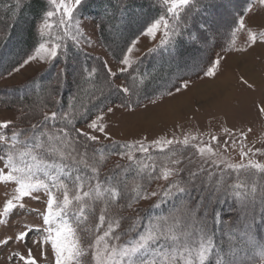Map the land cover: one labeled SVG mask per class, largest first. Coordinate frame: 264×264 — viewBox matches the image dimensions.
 Masks as SVG:
<instances>
[{
    "label": "snow or ice",
    "instance_id": "6c2138e0",
    "mask_svg": "<svg viewBox=\"0 0 264 264\" xmlns=\"http://www.w3.org/2000/svg\"><path fill=\"white\" fill-rule=\"evenodd\" d=\"M49 2L55 10L47 11L45 19L39 26L41 42L34 52L14 69L16 72L35 60L55 64L63 55L66 62L69 47L61 43L64 39L70 40L72 46L76 48H80L82 43L91 44L90 40L82 39L80 21L72 23L74 13L86 3V0ZM255 2L264 8V0ZM162 4L165 6V13L146 23L140 30V35L153 41L157 39V33H162L158 43L148 50L150 53L165 50L169 56L178 58L180 53L176 38L183 37L185 30L191 27L189 21L193 15L203 17L198 25L200 36L209 31L214 24L232 20L235 25L231 32L232 43L225 51L247 50L235 47L236 35L239 32H246L248 48L257 43L264 44V30L249 27L244 16H240L238 20L233 18L236 10L235 0H162ZM252 11L251 5L245 9L246 13ZM57 12L60 13L59 25L64 28L63 36L57 34L53 39H45L52 36L53 25L49 20ZM73 27L76 28L75 33L72 31ZM188 38L191 42H197L199 39L195 33H188ZM138 43L139 37L132 40L123 51L118 62L122 65L119 68L121 74L131 69L136 62L133 53ZM222 59L223 56L215 59L205 75L216 76L221 68ZM104 68L109 78L116 77V72L106 62ZM96 71L92 68L88 75L92 76ZM66 74L67 69L61 65L57 76L62 78L66 77ZM242 82L248 88L253 87L243 78ZM187 86L185 82L183 87ZM109 87L113 85L109 83ZM118 90L124 95L130 93L127 86H120ZM118 107L129 108L130 104L121 103ZM112 111L113 108L108 107L107 112ZM258 111L264 115V106ZM104 116L103 111L99 112L86 127L92 132L105 133L104 125L100 123ZM57 119L67 121V124L71 125L75 117L70 112L51 111L50 114L45 112L42 123L32 124L33 134H26L23 139L19 138L21 133L15 129L10 136L0 132V160L4 161L3 168H0V184L15 186L13 194L6 199L0 209V227H11L14 215L21 217L25 214L26 197L39 200L40 196L34 194L44 193L47 196L46 207L39 212L42 224H22L20 230L0 237V247L7 248L13 243L27 246L28 239H32V243L39 244L41 249L45 245H50L55 256V264H85L84 258L89 256L91 264H209L213 258L215 264H237L236 253L232 251L235 246L229 243L228 249L225 250L223 244H217L214 239L215 231H209L208 219L211 218L214 225L222 223L223 216L218 206L226 203L231 197L245 218L243 229L245 236L249 235L254 227L264 228V183L258 184L255 179L249 182L241 178L260 174L264 179V163L252 158L257 154L264 155V149L248 147L244 142L246 133L243 130L237 137L230 129H223L229 137L223 141L225 152L229 144L235 150L239 143L241 162L235 163L226 160L223 153L212 146L213 143L219 144L220 140L211 133L208 142L199 140L196 135L189 133L183 135L182 139L173 135L172 138L161 137L147 145L143 140L125 144L123 147L127 151L120 155L122 157L126 155L130 162L137 165L139 177L131 182L130 192L134 195H129L128 199L138 202L162 197L165 200H178V203L171 212L156 217L142 233L132 238L131 233L140 219L138 214L130 221V227L124 233V236L129 238L123 239L122 235L116 232L123 219L119 215L122 206L118 201L129 192L128 182L119 175H110L102 184L98 176L100 164L105 160L103 151L100 152L97 161L95 152L90 154L87 151V143L82 145L83 151L81 150L79 139L83 137L84 141L98 142L99 137L79 128L74 129L75 136H72L67 127L48 130V122ZM11 124V121L0 122V129H8ZM41 128L43 130L37 132ZM251 131L249 128L248 132ZM105 138L110 139L107 136ZM194 141L198 142L193 143ZM152 148L166 153L163 163L158 165L156 158L149 154ZM188 148L195 149V152L188 155L184 151ZM136 152L149 155L146 160H139L134 155ZM197 155L198 160L194 158ZM245 159L246 162H243ZM206 164H211L221 175L217 178L215 172L205 167ZM82 168L90 170L93 175L89 176L82 172ZM182 173H186V178L181 176ZM233 173L236 177L231 180ZM141 180L145 182L142 183ZM153 180L165 182L160 186V191H148V183ZM193 193H196L194 197ZM257 203L261 209L258 220L255 214ZM132 206V203L127 204L128 208ZM156 206L159 207V204ZM97 208L98 222L93 225L91 220ZM34 211L37 210H30ZM257 247L260 249L261 257L257 264H264V243ZM217 248L221 251L217 252ZM41 255L47 259L43 251ZM8 260L9 264H40L31 247H27L26 255L12 251Z\"/></svg>",
    "mask_w": 264,
    "mask_h": 264
},
{
    "label": "trees",
    "instance_id": "16d2710c",
    "mask_svg": "<svg viewBox=\"0 0 264 264\" xmlns=\"http://www.w3.org/2000/svg\"><path fill=\"white\" fill-rule=\"evenodd\" d=\"M251 0H235L236 10L233 13V18L238 20L240 16L246 15L245 9ZM2 4L7 7V14L2 11ZM18 6V7H17ZM20 7V8H19ZM82 10V13H90L94 16V21L98 26V37L101 42L102 47L111 56L113 61L119 62L122 57V53L126 46L131 43L132 40L140 37V30L145 26L146 23L158 18L160 15L165 13V6L160 0H86V3L78 8ZM77 9V10H78ZM49 10V4L47 0H0V13L4 15L5 24L9 23L11 19L13 23L8 28V34L4 36V29L0 31L3 34V41H0V55L2 53L3 47L10 42V34L14 30V20L11 16L12 12L16 14L14 19H24L25 15H29L28 28L25 31V40L22 43V50L14 55L5 66H0L1 72L9 71L14 67H17L24 59H26L30 53L37 47L39 40L37 38V24L41 21L43 15ZM137 10H139V15ZM242 10V14L240 12ZM76 13V12H75ZM74 13V15H75ZM202 18V16H201ZM199 16L193 15L192 19L189 21L191 27L185 30V35L183 37H178L177 42L179 44L178 51L180 56L178 58L171 57L167 54V51L160 50L159 52L150 53L149 51L145 53L138 61H136L132 68L124 73H120V79L123 81L124 86L130 89L128 95H124L118 89L116 82L113 78H109L107 75V70L104 68V61L95 56L89 55L81 47L76 48L72 46L70 40L64 39L61 43L68 45V58L64 61L63 55L59 58V62L55 64H50L48 68L40 74L37 79L29 82L28 84L14 89L15 95H11L10 100L14 102H20L26 104H32V107L26 109L25 114H28V120H21L20 129L21 133L20 139H23L26 134L32 133V124L42 123L43 114L45 112L51 113V111H56L58 113L70 112L75 119L71 125L67 124V121H62L57 119L56 121H49L47 124L48 130L58 129L61 127H67L71 132L72 136H75L74 129L79 128V126L90 121L94 116H96L101 111H106L108 107L118 106L121 103L130 104L129 110L140 109L151 102L157 101L168 96V93L178 92L177 89L182 90L184 83H189L190 81L200 79L205 76V72L208 67L211 66L213 58L211 53L216 55V52H223L232 43V29L235 25L232 20L228 23L225 28V42L221 45L222 49H216L214 47L209 54H207L201 67H194L190 69H185L186 60L193 57V51L203 52L204 47L209 45L213 39V32L215 31L214 26L210 28L209 31L205 32L203 36H200L199 32V22L202 20ZM171 22V21H170ZM1 23V21H0ZM59 34L63 36L64 28L59 27ZM130 29L127 36L120 37V31ZM117 32L116 35L119 38L113 39L112 33ZM188 33H195L199 39L197 42H191L188 38ZM119 35V36H118ZM218 48V47H217ZM217 50V51H216ZM63 52V49H61ZM217 52V53H218ZM211 55V56H210ZM63 65L67 71H71L66 74L65 77H58L57 73L59 68ZM156 67V69H154ZM95 68L97 71L94 75L89 76L88 71ZM87 69L88 71H85ZM155 72L152 73V70ZM76 72V77L71 75ZM54 74V75H53ZM70 74V75H69ZM56 78V79H55ZM88 79L94 85L89 93L86 101V106L84 105L82 109H78L80 104V91L78 85L82 80ZM168 79L166 85L160 84L164 80ZM55 80L59 88V93H54L50 91L46 92L44 89H48L45 86L52 84L51 82ZM61 80V81H60ZM67 80V81H66ZM109 83L113 87H109ZM55 91V90H54ZM73 94V95H70ZM49 96L47 99L46 97ZM69 96V98H68ZM40 97L45 99L41 102ZM33 103L31 102L32 100ZM21 108V107H20ZM43 130V128L38 129V131ZM13 129L10 132L7 130V135H11ZM81 141V150L83 151L82 145L87 143V151L92 154L95 152L97 161H99L100 152L103 151L105 160L100 164V171L98 179L103 184L107 177L110 175H119V177L128 182L129 192L124 194V197L118 201L122 206V210L119 215L123 217L121 220V226L116 230L117 234H121L123 239H128V236H124L126 230L130 227V221L136 217H132L128 214V211L132 208H128L127 204L132 203V205L138 204L136 200H129V195H134L130 192L132 187V181L134 180L128 175L131 171L137 168V165L130 162L115 161L116 157H120V153L127 151L123 146L125 144H131L126 142L114 141L111 143H97L91 141H84L83 137L79 138ZM188 155H192L193 151L190 149L184 150ZM167 152V150H166ZM150 155L156 158V163L159 165L163 163L164 156L166 153H161L159 151H150ZM144 153L137 152L135 157L139 160H146L147 155ZM198 160V157H194ZM120 165V168L116 166ZM210 171L214 172L213 168H209ZM82 172H86L89 176L93 175L88 169H81ZM159 168H157V172ZM125 174V176H123ZM221 173L219 171L215 172V176L218 178ZM182 177L186 178V173L181 174ZM236 176L232 174L231 180H234ZM242 179H247L249 182L255 179L258 184L264 183L260 174L256 176H241ZM136 179H139L137 177ZM226 179H229L226 177ZM129 180H131L129 182ZM230 180V182H231ZM142 183L145 181L141 180ZM95 183V181H93ZM158 183L157 180H153L148 183V191ZM193 197L196 193L192 194ZM178 203V200H165L162 197L157 198L154 204L150 205L140 216L139 221L135 230L131 233V237L135 238L139 233H142L144 229L148 226L149 222L154 220L156 217L165 216L171 212L174 206ZM159 204V207L156 205ZM257 206L259 204L257 203ZM260 207V206H259ZM218 210L221 211L223 216V222L220 224H213L211 218L208 219L209 231H215V241L217 244H223L225 250L228 249L229 243L235 247L232 249L236 253L235 259L237 264H254L257 263L260 257V249L257 245L264 243V228L254 227L249 235L245 236L244 222L245 218L238 210L237 204L233 198L229 197L226 203L218 206ZM99 208H97L96 214L92 217L91 223L94 225L98 222ZM257 220L259 219V212L255 213ZM250 220V217H249ZM103 231V229H101ZM217 252L221 249L217 248ZM223 254V253H222ZM91 263V258H84ZM215 259L213 258L214 261ZM210 261V262H211ZM209 262V263H210ZM243 262V263H241ZM89 264V263H88Z\"/></svg>",
    "mask_w": 264,
    "mask_h": 264
},
{
    "label": "rangeland",
    "instance_id": "374dc122",
    "mask_svg": "<svg viewBox=\"0 0 264 264\" xmlns=\"http://www.w3.org/2000/svg\"><path fill=\"white\" fill-rule=\"evenodd\" d=\"M47 2L49 4V10H55L49 0H47ZM250 3L251 4H248V6L251 5L253 11L244 15L247 25L254 30H264V8H261L258 4H256L255 0H251ZM2 8V11L7 14V7L5 4H2ZM88 12L82 13V10L78 9L72 21L73 24L76 20L80 21L79 29L83 32L82 39L91 41L90 45L82 43L80 47L89 55L99 57L104 61V63L106 62L107 65L114 72H116V77L113 79L115 80L118 88L120 86H124L123 81L120 79L119 72V68L122 67V65L113 61L111 56L102 47L98 37L97 23L94 21V16ZM137 12L139 15L140 11L137 10ZM45 14L43 15L41 21L37 24V35L39 37L37 39L39 42H41V37L38 29L40 24L45 19ZM241 14L242 10L240 12V15ZM11 16L16 18L14 11ZM199 17L200 19H203V17ZM14 18L15 27L13 32L10 34V42L3 47L0 55V66L2 67L5 66L7 62L14 57V55L16 56V54L22 50V43L25 40V31L28 28V21L30 20L29 15H25L24 19ZM59 19V12L50 18L49 23L53 25L51 30L52 36L45 37V39H53L55 35L59 34L60 28H58V26L62 28V26L59 25ZM0 21V31L4 29V32H2L5 36L6 33L8 34V28L13 22H11L12 20L10 19L9 23L6 25L5 22H3L4 15L2 16V13H0ZM229 22L230 20L226 23L213 25L215 31L212 34L213 39L211 43L204 47L203 52L193 51V57H190V60L189 58L186 60L187 64L184 66L185 69L201 67L200 65L203 63L204 57L209 54L214 47H216V49H222L221 45L225 42V28L228 26ZM72 31L75 33L76 28L73 27ZM129 32V28L120 31V37L127 36ZM116 33H112V38L121 39L120 37H117ZM161 35L162 33H157V39L155 41L141 35L139 37V43L136 45V50H134L133 59L138 61L145 53L148 52L150 48H153L158 43ZM2 38L3 34H0V41H3L4 38ZM246 41V32H239L236 35L235 47L247 49L246 51L228 52L224 50L223 52H218L216 50L218 53L216 52L214 57L211 53L212 57L210 58H213V61L220 56L224 57V59L221 60V68L218 70L216 76L208 77L205 75L200 79L190 81L187 83L188 86L185 91L172 93L171 95L151 102L150 104L137 110H129L118 106H112L113 111L111 113H108L107 110L104 111V119L100 122L105 127V133L92 132L91 129L87 128L86 124L90 121L79 126V129H82L84 132L91 135L98 136L99 141L97 143L120 141L134 144L137 141L143 140L146 145L161 137L172 138L173 135H175V137L182 139L183 135L189 133L196 135L199 140L208 142L210 141L209 134L211 133L218 136L220 140L219 144L213 143L212 146L217 151L222 152L226 160L234 163L241 162V157L239 155V143L237 144L235 150L229 144L227 151H224L223 141L229 139L228 135L223 132L224 128L230 129L237 137H239L241 130H243V132L246 133V139L244 142L248 145V147L264 149V115H261L258 111L261 106H264V44L257 43L253 47L248 48ZM33 52L34 50L30 54ZM234 59H238L237 62H234ZM49 65V63L35 60L27 64L19 72L14 71L16 67L9 71L1 72L0 122L11 121L12 124L8 129H0V132L7 134V130L10 132V130L14 128L20 129L21 120L29 119L28 114L26 115L25 111L30 108V106L32 107V104H26V102L20 103L18 101L14 102L10 100V97L11 95H15L16 92H14V89L20 88L34 79H37V77L42 74ZM243 68H248V73H244L242 70ZM154 69H156V67H154ZM154 69L152 70V73L155 72ZM71 71H67V73H70ZM71 76L76 77V72ZM242 78L243 80H247L249 84H252L253 87L248 88L247 85L242 82ZM65 79L68 80L70 78L65 77ZM54 81L55 80L51 82L52 84H47L45 86L48 88L44 89L47 93L50 91L59 93L58 90L60 87L57 85L58 82H56L55 86ZM168 81L169 80L166 79L160 84L166 85ZM222 82L224 83V90L219 89L221 90L220 92H215L213 89H215V87ZM93 86L94 85L88 79L82 80L78 85L80 94H82L80 95V104L78 105V109L84 110L82 107L84 105L86 106L88 93ZM48 97L49 96H47L46 99ZM44 99V97H40L39 101L42 102ZM183 100L188 104L187 109L177 108L179 109L177 110L175 107H177L180 101ZM31 102L33 103L34 101L32 100ZM171 107H174V110L177 111L174 116L166 113ZM93 118H95V116ZM249 128H251V132H248ZM106 136L110 137V139L105 138ZM145 138L147 139L145 140ZM197 142L198 141H194L193 143ZM188 149L193 151V153L195 152V149ZM150 151L158 150L156 148H152ZM136 153H134V155H136ZM252 158L260 163H264V155L257 154ZM115 161L126 162L128 159L125 155L123 157H116ZM243 162H246V159ZM206 165H208L209 168H213L211 164ZM3 166L4 161L0 160V168H3ZM5 171L7 170L5 169ZM217 171L218 170L214 169V172ZM137 173L138 169L131 171L128 175L135 180L138 177ZM233 175L236 176L235 173H233ZM123 176H125V174H123ZM130 181L131 180H129V182ZM164 184L165 182L163 180H159L158 183H156L149 191H160V186H163ZM14 187L15 186L13 184H0V209H2L3 203L6 199L10 198L13 194ZM34 195H39L40 199L36 200L26 197V208L24 210L25 214L21 217L14 215L12 217L14 223L11 227H0V237H3L6 234H13V232L20 230L21 225L25 223L32 225L42 224L39 212L45 209L47 196L44 193H37ZM156 200V197L148 200H141L138 204L132 206L130 211H128V214L133 218L137 217L138 214L140 217L142 213L150 205L154 204ZM257 208L258 209L255 210V213H260V207L257 206ZM31 209H36L37 211L30 212ZM30 236H32L31 233ZM27 247L32 248L33 255L38 259L40 264H55V256L50 245H45L43 249H41L39 244L32 243V239H28L27 246L13 243L7 248L0 247V264H9L8 256L12 251H17L26 255ZM42 251L47 256V259L42 257ZM84 260L85 264H91L86 259ZM209 264H215V260L211 261Z\"/></svg>",
    "mask_w": 264,
    "mask_h": 264
},
{
    "label": "bare ground",
    "instance_id": "6f19581e",
    "mask_svg": "<svg viewBox=\"0 0 264 264\" xmlns=\"http://www.w3.org/2000/svg\"><path fill=\"white\" fill-rule=\"evenodd\" d=\"M209 53V52H208ZM237 60L238 59H234L233 61L234 62H237ZM248 68H243L242 70L244 71V73H248V70H247ZM219 89H221V90H224V83L222 82V83H220L218 86H216L215 87V89H213V90H215V92H220L221 90H219ZM211 92V91H210ZM213 94V93H212ZM211 94V95H212ZM187 107H188V104L186 103V101H180V103H179V105H177V107H175L176 109L177 108H180V109H187ZM174 107L172 108H170L166 113L167 114H171V116H174L175 115V113H177V111L176 110H174L175 109ZM177 110H179V109H177Z\"/></svg>",
    "mask_w": 264,
    "mask_h": 264
},
{
    "label": "crops",
    "instance_id": "0c3cea01",
    "mask_svg": "<svg viewBox=\"0 0 264 264\" xmlns=\"http://www.w3.org/2000/svg\"><path fill=\"white\" fill-rule=\"evenodd\" d=\"M229 55H231V54H229ZM185 89H186V88H183L182 90H180V91H178V92H176V93H180V92H182V91H185Z\"/></svg>",
    "mask_w": 264,
    "mask_h": 264
}]
</instances>
